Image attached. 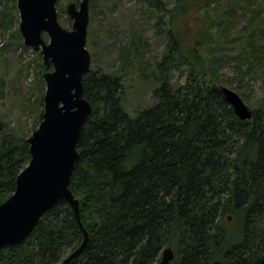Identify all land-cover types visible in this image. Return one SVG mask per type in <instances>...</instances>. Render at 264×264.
I'll return each instance as SVG.
<instances>
[{
    "label": "trees",
    "instance_id": "obj_1",
    "mask_svg": "<svg viewBox=\"0 0 264 264\" xmlns=\"http://www.w3.org/2000/svg\"><path fill=\"white\" fill-rule=\"evenodd\" d=\"M139 1L170 15L167 45L155 68V103L131 116L118 73L85 76L93 113L81 132L70 188L89 241L70 264H158L166 248L175 254L171 264H260L264 108L251 109L252 119L243 121L226 101L218 67L206 53L218 43L212 17L189 33L184 29L193 0H178L173 9L162 0ZM0 2V30L11 31L16 1ZM158 24L166 26L164 17ZM249 25V39L264 45L262 10L252 11ZM176 71L184 78L179 86L173 83ZM41 91L32 133L44 112ZM29 138L9 132L0 118V205L31 161ZM83 240L73 210L59 202L21 245L1 250L0 264H61Z\"/></svg>",
    "mask_w": 264,
    "mask_h": 264
},
{
    "label": "rangeland",
    "instance_id": "obj_2",
    "mask_svg": "<svg viewBox=\"0 0 264 264\" xmlns=\"http://www.w3.org/2000/svg\"><path fill=\"white\" fill-rule=\"evenodd\" d=\"M81 1L58 0V21L64 29L71 31L73 25L67 6ZM162 1L168 9L175 8L178 2ZM193 2L192 15L184 19V29L189 33L212 17L218 43L206 53L218 67L222 87L235 91L250 109L264 108V45L258 37L249 39L250 16L255 9L264 13V0ZM3 7L4 2H0V10ZM13 16L14 13L9 17L13 29L0 30V118L9 132L31 136L38 121L41 90L46 91L43 74L47 70L41 55L25 46L21 34H16L19 13L17 18ZM159 17H164L168 27L161 28ZM169 20V14H161L139 0H90L86 44L92 56L90 72L97 76L119 74L124 107L131 116L155 103V68L167 45ZM44 39L49 41L46 35ZM250 43L257 54L249 48ZM173 83H184L178 71L173 73ZM67 255L68 251L64 259Z\"/></svg>",
    "mask_w": 264,
    "mask_h": 264
},
{
    "label": "water",
    "instance_id": "obj_3",
    "mask_svg": "<svg viewBox=\"0 0 264 264\" xmlns=\"http://www.w3.org/2000/svg\"><path fill=\"white\" fill-rule=\"evenodd\" d=\"M14 1L24 45L41 55L45 69L53 70L43 74L44 112L28 139L31 161L19 174L13 195L0 205V253L5 247L21 245L40 219L64 202L73 210L84 236L81 246L61 263L70 264L82 256L89 241V233L81 222L80 202L70 185L80 158L77 146L81 132L93 113L83 87L92 64L86 48L90 0L67 6L66 13L73 20L71 31L58 21V0ZM222 91L236 116L250 121L253 115L243 99L228 88L223 87ZM174 258L173 249L166 248L158 264H171ZM260 264H264V259Z\"/></svg>",
    "mask_w": 264,
    "mask_h": 264
}]
</instances>
